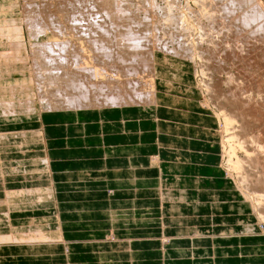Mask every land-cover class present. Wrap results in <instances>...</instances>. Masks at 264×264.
Wrapping results in <instances>:
<instances>
[{
    "label": "crops",
    "instance_id": "obj_1",
    "mask_svg": "<svg viewBox=\"0 0 264 264\" xmlns=\"http://www.w3.org/2000/svg\"><path fill=\"white\" fill-rule=\"evenodd\" d=\"M154 64L152 104L0 116V133L44 128L50 143L47 165L4 168L0 175V205L17 208L13 226L39 224L48 242L0 246V264H264L252 207L218 168L217 124L196 112L203 106L193 63L158 52ZM157 142L179 148L181 159L153 165ZM114 219L115 239L105 240Z\"/></svg>",
    "mask_w": 264,
    "mask_h": 264
},
{
    "label": "bare ground",
    "instance_id": "obj_2",
    "mask_svg": "<svg viewBox=\"0 0 264 264\" xmlns=\"http://www.w3.org/2000/svg\"><path fill=\"white\" fill-rule=\"evenodd\" d=\"M101 1L102 0H0V116H2V115H14V116H16V115H20L23 113H26L29 115H30V113H35L37 115L38 114L41 115L42 113H45V112L46 113H48V112H59L61 110L73 111V110L88 109V108L102 109V108L107 107V106L108 107H116L117 105H120V104L122 105L126 102L131 103V102H137L139 100H140V102L144 101V103H139L140 105H144V106L147 104L154 103L155 95H156L155 94V91H156L155 80L156 79H155V74H154V65H155L154 62H155L157 53H154V54L152 53L151 54L152 57L150 56L151 62L154 65H153V69H152L153 72L151 75L152 79L151 80L147 79V81H146V79L144 81L132 79L134 74L139 73V68H138V66L134 65L136 59L134 60L133 56L131 55V54H133V53H131V51H133V50L130 51L131 54L126 53V51H128V48H130V47L134 48L135 46L136 47L138 46L137 48L145 47V49L147 50V47H148L147 41H148V38H150V37H148L146 35L148 38H145V36H143V35H145V33L149 32V30H148L149 26L146 27L145 25H147V24L144 25V23H147V21L146 22L142 21V30L141 31H138V28L141 27V26H138V24H139L138 22H137L138 24L136 25V24H128L125 21L129 25V26L127 25L128 27L126 26V28H125V29H127V31H125L124 29H121V26L119 25L120 26L119 29H121L119 31V33H120V37H122V39L120 41L119 36H117L118 35L117 34L118 21L115 22L116 19H118L116 17V15L119 12L115 13L116 11L115 10L113 11V9H114L113 7H115L116 3H114L115 2L114 0H103L102 2ZM194 1H197V0H194ZM198 2H199V0H198ZM236 2H234V3H236ZM141 3H143V2H141ZM201 3H203V2H201ZM232 3H233V1H232ZM232 3L230 4L231 6H232ZM258 3H260V1ZM137 4H138V2H137ZM212 4H210V6ZM222 4H223V2H222ZM238 4H243V3L239 2ZM245 4L243 6H245ZM116 5H118V3ZM119 5H121V4H119ZM124 5H126V4L124 3ZM259 5L260 4H258V6ZM261 5H263V4L261 3ZM138 6H141V5L138 4ZM142 6H145V5H142ZM214 6L216 7V5H213L212 7H214ZM224 6H227V5H224ZM231 6H230L231 9L236 7L235 4H234L235 7L234 6L231 7ZM243 6H241V7H243ZM171 7H173V6L171 5ZM205 7H208V6L206 5V6H204V8ZM218 7H219V4H218ZM248 7L250 8V6H248ZM177 8L178 7H176V9ZM208 8H205V9L208 10ZM263 9H264V7L261 10H259V8H258V10H256L257 13H254L253 11L250 12L253 9H250V10L248 9V10H246L247 12L245 11L243 13V15L241 12L242 17L240 16L241 18L240 17L235 18L236 23L233 22L231 27L228 28V30L231 29V32L236 36L243 35L244 37H247V38H249L251 33L253 35L258 34V33L259 34L262 33L263 36H261V37L258 36V37L263 38L264 37V10ZM120 10H122V9H120ZM148 10H149V8H148ZM167 10L169 11V9H167ZM201 10H200V12H201ZM118 11H119V9H118ZM136 11H137V9H136ZM146 11H147V9H146ZM179 11H181V10H179ZM208 11H210V10H208ZM240 11H241V9H240ZM240 11H238L239 14H240ZM248 11L250 13H248ZM123 12H126V11H123ZM128 12H130V11H128ZM150 12L152 14V11H150ZM216 12H215V14H216ZM229 12H230V9L228 10V13ZM211 13H213V12L211 11ZM228 13H227V15H229L230 13H232L231 15H235L234 14L235 12L233 13V10L229 14ZM127 14H131V13H127ZM168 15H169V13H168ZM191 15H192V13H191ZM202 15L203 14H201V16ZM127 16H126V18H127ZM190 16H188V17H190ZM206 16H209V15L206 14ZM144 17L145 18H143V19H146L149 16H144ZM151 17H152V15H151ZM164 17H165V15H164ZM197 17H198V15H197ZM229 17H231V19H232L233 16L229 15ZM236 17H237V15H236ZM172 18L173 17H171V20H173ZM175 18H176V16H175ZM210 18H212V17H210ZM102 19L103 20L107 19V21H103ZM146 20H148V19H146ZM108 21H110V22L108 23ZM137 21H141V20H137ZM174 21H170V24H171V22H174ZM176 21H178V20H176ZM200 21H201V19H200ZM67 22L69 23V26H68ZM70 22L73 23L74 25L77 24V26H75L77 28H74V25L73 24L71 25ZM120 22L123 23V19ZM130 22L134 23L133 21H130ZM158 22H159V20L156 23H158ZM166 22H168V20ZM164 23H165V21H164ZM180 23H182V22H180ZM186 23L188 24L187 21H186ZM187 24H186V26H187ZM199 24H200V22H199ZM132 25H134L136 27L134 28ZM156 25L157 24H155V26ZM174 25H176V22ZM195 25H197V24H195ZM166 26H167V24H166ZM209 26H211V25H209ZM71 27L76 30V33H72L75 30L74 31L71 30ZM180 27H181V31H183L182 29H184V26L183 27L180 26ZM154 28H156V27H154ZM167 28H169V27H167ZM205 28H206V26H205ZM209 28L210 27H208V29ZM223 28L225 29V26ZM189 29L190 30L193 29L192 25L189 27ZM189 29H187V27H185L184 31L185 30L189 31ZM199 29H201V28L199 27ZM215 29L216 28H214V30ZM70 30L72 31L71 33H70ZM171 30H169V31H171ZM23 31L26 32V36H25L26 38L22 39ZM133 31H135V32H133ZM176 31H177V29H176ZM205 31H207V30H205ZM210 31H212V30L210 29ZM207 32H209V30ZM192 33H193V31H192ZM165 34H164V36H165ZM184 34H185V32H184ZM212 34H213V32H212ZM168 35H170V34H168ZM206 35H209V34L205 33V36ZM116 36L118 38L116 39L117 42L115 40L114 45H115V43H118L120 41V43H119V44H121L120 46L125 45L123 49H119L118 48L119 46L113 47V41L116 38ZM162 36L160 37L161 39H163ZM171 36H173V35H171ZM176 36H177V34H176ZM182 36H184V35H182ZM197 36H198V34H197ZM214 36L216 37V35H214ZM225 36H227V35H225ZM167 37H166V39H167ZM215 37H214V39H212V38L211 39L214 41ZM231 37H233V36H231ZM255 37H256V35H255ZM186 38H187V36H186ZM241 38L242 37H240V39ZM145 39H147V40H145ZM152 39H154V38L151 37V40ZM188 39H189V37H188ZM203 39L205 40L204 36H203ZM235 39H236V37H235ZM240 39H239V41H240ZM124 40H127V41H124ZM184 40L186 41V39H184ZM154 41H155V39H154ZM200 41H202V40L200 39ZM209 41L206 42V44L211 43V45H213L212 42L211 41L209 42ZM233 41L234 40H232V42ZM258 41H260V40L258 39ZM218 42H220V41H218ZM226 42H228V41H226ZM167 43H166V45H167ZM186 43L187 42H185V44ZM230 43H231V41H230ZM239 43L241 44V42H239ZM244 43L246 44V42H244ZM151 44H153V42H151ZM151 44H149V46ZM238 44H236V46ZM247 44L250 45V47L252 45V44H249V42ZM261 44H262V42H261ZM116 45H118V44H116ZM226 46H228V45H226ZM191 47H193V46H191ZM239 47H241V46H239ZM125 48H127V49H125ZM137 48L135 49L134 52H136ZM235 48L236 47L234 46V49ZM116 49L118 51H116ZM145 49L143 51H145ZM183 49H181L180 51H183ZM199 49H201V48H199ZM234 49L231 48V50H234ZM249 49L251 51L252 47ZM175 50H174V52H175ZM180 51L177 50L176 52L178 53ZM185 51H186V49L183 52L185 53ZM200 51H203V49ZM215 51H213V53ZM230 51H229V53H230ZM149 52H150V50H149ZM204 52H205V50H204ZM177 53L175 55H177ZM237 53H238V51H237ZM254 53H256V51ZM135 54H137V53H135ZM235 54H236V52H235ZM230 55H232V54H229L228 56H230ZM138 56H140V58H141V55H138ZM216 56H218V55L216 54ZM248 56H250V55L248 54ZM164 57H165V55H164ZM212 57L214 58V56H212ZM222 57L223 56H221V58ZM242 57H243V55H242ZM202 58H203V55H202ZM208 58H210V57L208 56ZM238 58H239V56H238ZM204 59H205V57H204ZM247 59L249 60V58H247ZM254 59H255V57H254ZM137 60H138V58H137ZM213 60H212V62H214ZM216 60H217V57H216ZM218 60H220V59H218ZM231 60H232V58H231ZM139 61H141V60H139ZM148 61H149V59H148ZM222 62H220V63L222 64ZM236 63H237V60H236ZM258 63L259 62H257V65L255 63H253V64L255 66H259ZM147 64H149V63L147 62ZM249 65H250V63H249ZM260 65H261V62H260ZM185 66H186V64H185ZM258 68H255V69H258ZM175 69H177V68H175ZM247 69H249V68H247ZM177 72H178V70H177ZM240 73L241 72H239V74ZM256 74H257V78H258V75L260 73L259 74L256 73ZM254 76H256V75H254ZM147 77H149V76H147ZM258 80H259V78H258ZM262 80H263V78H262ZM253 81H254V79H253ZM253 81L250 80V82L252 84H254ZM261 81H258V82L255 81V82L258 83V85L264 84V83H261ZM233 82L234 81H232V83ZM233 84H230V85H232V87H230V89L233 88L234 91L235 90L237 91V88L235 86H234L235 87L234 88ZM232 95L233 96L231 97V99H229L230 96H228L229 98L227 97L229 99V100H227V102L229 103L228 105L229 106L231 105L230 109L228 108L229 110L227 108L223 107L224 104H226V102L222 105V107H221V103H223V102H221L219 105L220 106L219 107L220 112L217 114L222 116L223 120H224L222 130L220 129L221 128L220 120L218 119L216 112L212 108L210 109V107L207 106L208 105L207 103H206L207 105H202L203 110H201V112H199V111H196V112L199 113V116H198L199 120H206V119L210 118L213 121L212 123L217 124V127L215 128V132L217 134V138L219 136L218 141H217L218 147H219V143L221 142L220 140H222V137L225 138L224 143H226L228 145V148L226 147L224 149V151L226 152V155L228 157L227 161H226L227 166L231 170H235L238 173L239 177H241L242 182L247 186V189L250 188L253 191L252 194L256 199L257 205H259L262 209H264V95L260 96V97H263V99H262L263 108L262 109H259V107H261V106L258 107V105L254 104L255 102L258 103L259 99L257 98L258 100L254 102V99H255L254 98L252 101V98H250V96H252V94L247 93V91L245 92L244 89H242L241 92L239 90V92H235L234 94L232 93ZM143 97H145V98H143ZM219 100H220V98H219ZM126 105H128V104H126ZM159 105H155L154 106L155 108L149 112V114H151V116H152V114L156 115V110L158 108L157 106H159ZM172 107H178V106L174 105ZM179 109H180V111H183V110L186 111L185 108H182V107H179ZM187 112L189 114H194V111L191 109H188ZM181 113L182 114H188V113H184V112H181ZM239 119H240L241 123H239ZM79 120H81V119H79ZM56 121H57V119H56ZM254 131L257 133L256 135H258V134L259 135L255 136L253 134L252 136H249ZM212 132H214V131H212ZM212 135H215V134H212ZM168 136H170V135H168ZM9 142L12 143L11 146L6 145ZM158 145H159L158 150L160 152H159L158 156L154 155V157H153L154 158V160H153L154 164L153 165L159 166V165H157V163H158V160L160 158L167 159V160H172V159L173 160H176V159L180 160L181 159V157H182L181 153H183V151L178 150L179 148L178 149L175 148V150L174 149L170 150V149H167L164 146H162V144L160 142L158 143ZM175 145H173V146H175ZM49 146H50V143H49V140L46 138V132H45L44 128H38L35 130H31V131H16V132H11V133H9V132L8 133H6V132L0 133V175L2 176L4 174V170H3L4 168L7 169L10 167L27 166V165H32V164H36V163H38V164H46V162L48 163L50 161V157H48L49 153H47L48 149L50 148ZM237 148L242 149L241 150V152H243L242 157L237 154V151L239 150V149L237 150ZM219 149H220V147H219ZM84 152L86 153V151H84ZM220 152H221V150H220ZM200 154H198V155L200 156ZM79 155H80V153H79ZM189 155L192 156L194 154L189 153ZM195 158H198V157H195ZM218 158L219 157H217V160H218ZM214 162H216V161H214ZM9 164H11V165H9ZM217 165L219 168L221 164H219V162H218ZM220 168H222V167H220ZM49 169L50 168H48V170ZM10 171H12V170H10ZM74 172H76V171L74 170ZM247 172H249V173L247 174ZM245 173H246V175H245ZM74 175H76V174H74ZM67 176L68 175H66V177ZM226 177H227V175H226ZM62 179H64V178H62ZM27 180H29V179H27ZM52 182H53V189H54V197H55V200L57 201V204H58V202L59 203L63 202V201H59L57 199V191H56L57 184L54 181H52ZM233 182L236 183V186L238 187L236 180ZM99 184H101V183H99ZM88 185H90V184H88ZM79 186H80V184H79ZM88 189H90V188H88ZM92 189L93 188H91V190ZM48 193L51 196L53 192H52V190H50V191H48ZM109 193H110V191H109ZM89 196H91V195L89 194ZM63 200H64V197H63ZM90 200H92V199H90ZM34 207L35 206L30 207L29 209H33ZM73 207H75V206H73ZM80 207H81V204H80ZM16 209L17 208H13L10 205V202H8V201L6 204L0 205V245L5 244L8 246L10 244L13 246L14 245H17V246H20V245H22V246H34L35 243L36 244L38 243L41 245L44 243H47L48 241L45 240L47 238H45V236L43 234L44 232L41 231L42 230L41 225L35 224V223H33L32 225L29 224V226L25 225V226H22V229H24V230H20V229L18 230L17 227L13 226L15 224L14 221H16V219L11 216V213H12L11 211L16 210ZM98 209H100V208H98ZM127 210L128 209H122L121 211L128 212ZM119 212H120V210H119ZM263 213H264V211H263ZM263 213H261V215L264 216ZM66 214H70V213L66 212ZM257 216H256V218H259V214H257ZM75 217L76 216H74V218ZM92 218H94V217H92ZM87 219H89V218H87ZM61 221H63V220H61ZM70 221H71V219H70ZM83 221H82V223H84ZM91 221H93V220H91ZM65 222H66V220H65ZM97 222H95V223L97 224ZM92 223H94V222H92ZM117 223H120V221H117L115 219L111 220V222L108 223L111 225V227L108 228V231L106 232V234L104 236L105 240L108 237L111 239H115L116 235L114 233L116 230L114 228V225ZM258 223H260V220L258 221ZM65 224H67V223H65ZM108 224H106V225H108ZM255 227H256V225H255ZM257 227L261 228L262 225L260 227V224H259V226L257 225ZM59 228L61 229V232L63 233L64 227L62 228V225H60L58 227V229ZM110 230H112V233H110ZM192 230L193 229H191V231ZM86 231H88V229ZM89 231H91V230H89ZM97 231H99V230H97ZM194 232L196 233V231H194ZM245 232H247V231H245ZM19 233H22V234H19ZM261 233L260 234L263 236L264 235V229L262 230ZM52 236L56 237L57 234L53 233ZM58 237H60V236H58ZM61 239H62V237H61ZM61 239H55L54 241L55 242H62L63 239L62 240ZM97 240H98V238H97ZM5 245L3 247H5ZM59 248H61V247L59 246ZM1 249H2V247H1ZM67 252H68V248H67ZM248 260H250V259H248Z\"/></svg>",
    "mask_w": 264,
    "mask_h": 264
},
{
    "label": "rangeland",
    "instance_id": "obj_3",
    "mask_svg": "<svg viewBox=\"0 0 264 264\" xmlns=\"http://www.w3.org/2000/svg\"><path fill=\"white\" fill-rule=\"evenodd\" d=\"M103 1V0H102ZM101 1V2H102ZM115 2L114 3H118V5H116L115 4V7H113L114 9H113V11L115 10L116 12L115 13H118L117 15H116V17L118 18V19H116V21L115 22H117L118 21V24H117V26H118V31H117V36H119V38H120V41H121V39H122V37H120V33H119V31L121 30V29H124L125 31H127V29H125L126 28V26L128 25V24H138V26H141V27H139L138 28V31H141L142 30V21L143 22H146L147 21V23H144V25L145 24H147V25H145L146 27L147 26H149L148 27V30H149V32H147V33H145V35H143V36H145V38H148V37H150V38H148V47H147V50L145 49V47H143V48H141V47H139V48H137L136 46L133 48H128V51H126V53H128V54H131V53H133V54H131L132 56H133V58H134V60H135V63H134V65H136V66H138V68H139V73L138 74H134L133 75V77H132V79H134V80H145L146 79V81H147V79L148 80H151L152 79V72H153V63L151 62V58H150V56L152 57V53L154 54V53H158V52H163V53H166V55L168 54L169 56H172V55H175L177 52V50L178 51H180L181 49H183V51L186 49V51H185V53L183 52V51H180V52H178L177 53V55H175V56H178V57H180V58H182L183 60H185V61H190L191 63H193V69H194V78L196 79L195 80V86H196V90H197V92H199V95H200V97H201V100H200V102H201V105H207V106H209L210 107V109L212 108L215 112H216V115H217V117H218V119L220 120V126H221V130H222V126H223V124H224V120H223V117L222 116H220L219 114H217V113H219L220 112V103L221 102H223V103H221V107H222V105L226 102V104H224V108H229L230 109V106L228 105L229 103L227 102V100H229V99H231V97L233 96L232 95V93L234 94L235 92H239V90H240V92H241V90L242 89H244V91L246 92L247 91V93H251L252 94V96H250V98H252V101H253V99H254V102L255 101H257L258 99V103L257 102H255L254 104L255 105H258V107L259 106H261V107H259V109H262L263 108V101H262V99H263V97H260V96H263L264 95V84H262V85H258V83H256L255 81H261L262 80V78H263V80L261 81V83H264V37L263 38H260L261 36H263V34L262 33H258V34H255L256 35V37H255V35H253L252 33L250 34V36H249V38H247V37H244L243 35H241V36H236V35H234L232 32H231V29H229L228 30V28H230L231 27V25H232V23L233 22H235L236 23V19L235 18H238V17H242V15H243V13L246 11V10H250V9H253V10H251L250 12H254V13H257V11L256 10H258V8H259V10H261L264 6V0H259L260 1V3H258L259 1L258 0H232L233 1V3L234 2H236V3H234L235 4V6H234V4L232 3V1L231 0H199V2H198V0L197 1H194V0H114ZM120 1V2H119ZM123 1V2H122ZM203 2V3H201V2ZM205 1V2H204ZM210 1V2H209ZM257 1V2H256ZM100 2V3H101ZM130 2V3H129ZM137 2H138V4L139 5H141V6H138V4H137ZM141 2H143V3H141ZM222 2H223V4H222ZM243 3V4H238V3ZM124 3L126 4V5H124ZM141 3V4H140ZM149 3V4H148ZM203 5H201V4ZM213 3V4H212ZM215 3V4H214ZM232 3V6L230 5ZM246 3V4H245ZM261 3L263 4V5H261ZM119 4H121V5H119ZM173 6V7H171V5ZM185 4V5H184ZM198 6H197V5ZM210 4H212L211 6H210ZM218 4H219V7H218ZM245 4V6H243ZM253 4V5H252ZM257 4V5H256ZM258 4H260L259 6L261 7H259L258 6ZM142 5H145V6H142ZM148 5V6H147ZM208 6V7H205V8H208V10H210V11H208V10H206L205 8H204V6ZM213 5H216V7L214 6V7H212ZM221 5V6H220ZM224 5H227V6H224ZM250 6V8L248 7V6ZM120 6V7H119ZM178 7L177 9H176V7ZM230 6L231 7H235V8H230ZM240 6V7H239ZM241 6H243V7H241ZM143 7V8H142ZM149 8V10H148V8ZM159 7V8H158ZM169 7V8H168ZM201 7V8H200ZM239 7V8H238ZM258 7V8H257ZM125 8V9H124ZM137 9V11H136V9ZM140 10H139V9ZM211 8V9H210ZM118 9H119V11H118ZM120 9H122V10H120ZM124 9V10H123ZM128 9V10H127ZM146 9H147V11H146ZM151 9V10H150ZM167 9H169V11L167 10ZM201 10V12H200V10ZM216 9V10H215ZM226 11H225V10ZM230 9V12L233 10V13L235 14V15H231L232 13H228V10ZM240 9H241V11H240ZM132 10V11H131ZM139 10V11H138ZM179 10H181V11H179ZM224 10V11H223ZM264 10V9H263ZM123 11H126V12H123ZM128 11H130V12H128ZM150 11H152V14H151V12ZM171 11V12H170ZM180 13H179V12ZM211 11L213 12V13H211ZM217 11V12H216ZM238 11H240V14H239V12ZM148 14H147V13ZM166 12V13H165ZM207 12V13H206ZM211 14H210V13ZM215 12H216V14H215ZM230 15V16H233L232 17V19H231V17H229V15H227V13ZM241 12H242V15H241ZM247 12V11H246ZM249 11H248V13H250ZM125 15H124V14ZM127 13H131V14H127ZM138 13V14H137ZM168 13H169V15H168ZM182 13V14H181ZM191 13H192V15H191ZM237 13V14H236ZM128 16H127V15ZM167 14V15H166ZM172 14V15H171ZM177 14V15H176ZM181 14V15H180ZM201 14H203L202 16H201ZM206 14L207 15H209V16H206ZM215 14V15H214ZM222 14V15H221ZM247 14V13H246ZM151 15H152V17H151ZM154 15V16H153ZM164 15H165V17H164ZM185 17H183V16ZM191 15V16H190ZM197 15H198V17H197ZM226 15V16H225ZM236 15H237V17H236ZM125 16V17H124ZM126 16H127V18H126ZM132 16V17H131ZM144 16H149L148 18H146V19H148V20H146V19H143V18H145ZM163 16V17H162ZM175 16H176V18H175ZM188 16H190V17H188ZM207 18H206V17ZM224 16V17H223ZM229 18H228V17ZM161 17V18H160ZM167 17V18H166ZM170 17V18H169ZM171 17H173L172 19L173 20H171ZM183 17V18H182ZM210 17H212V18H210ZM223 17V18H222ZM227 17V18H226ZM240 17V18H241ZM132 18V19H131ZM179 18V19H178ZM201 19V21H200V19ZM210 18V19H209ZM123 19V23L122 22H120L121 20ZM153 22H151L150 20ZM157 19V20H156ZM168 20V22H166L167 20ZM170 19V20H169ZM188 19V20H187ZM192 19V20H191ZM227 19V20H226ZM229 19V20H228ZM103 20V19H102ZM120 20V21H119ZM137 20H141V21H137ZM159 20V24L158 23H156L157 21ZM175 20V21H174ZM176 20H178V21H176ZM181 20V21H180ZM188 22V24L186 23V21ZM192 22H191V21ZM103 21H107V19L105 20H103ZM128 23H126V22ZM129 21V22H128ZM130 21H133L134 23H132V22H130ZM164 21H165V23L167 24V26H166V24L164 23ZM170 21H174V22H171V24H170ZM185 21V22H184ZM211 21V22H210ZM215 21V22H214ZM228 21V22H227ZM110 21H108V23H109ZM138 22V23H137ZM151 22V23H150ZM175 22H176V25H174L175 24ZM180 22H182V23H180ZM199 22H200V24H199ZM209 22V23H208ZM126 23V24H125ZM141 23V24H140ZM157 24L156 26H155V24ZM171 25H169V24ZM191 23V24H190ZM229 23V24H228ZM67 24H68V26H69V23L67 22ZM70 24L72 25L73 23H71L70 22ZM153 24V25H152ZM165 24V25H164ZM184 24V25H183ZM186 24H187V26H186ZM194 24V25H193ZM195 24H197V25H195ZM228 24V25H227ZM74 25V24H73ZM121 26V29H119L120 28V26ZM192 25V30H190L189 29V27ZM209 25H211V26H209ZM223 25V26H222ZM75 26H77V24H75L74 25V28H77V27H75ZM129 26V25H128ZM127 26V27H128ZM134 28L136 27V26H134V25H132ZM131 26V27H132ZM162 26V27H161ZM178 26V27H177ZM180 26H184V29H185V27H187V29H189V31L188 30H185L184 31V29H182L183 31H181V27ZM194 26V27H193ZM205 26H206V28H205ZM219 26V27H218ZM225 26V29L227 30H225L223 27ZM73 27V26H72ZM71 27V30H75L74 28H72ZM154 27H156V28H154ZM167 27H169V28H167ZM174 27V28H173ZM199 27L202 29H199ZM208 27H210L209 29H208ZM70 28V27H69ZM162 28V29H161ZM180 28V29H179ZM195 28V29H194ZM214 28H216L215 30H214ZM151 29V30H150ZM172 29V30H171ZM175 29V30H174ZM176 29H177V31H176ZM210 29L212 30V31H210ZM218 29V30H217ZM70 30V33L72 32ZM157 30V31H156ZM160 30V31H159ZM169 30H171V31H169ZM179 30V31H178ZM205 30H209V32H207V31H205ZM224 30V31H223ZM192 31H193V33H192ZM223 33H222V32ZM133 32H135V31H133ZM170 32V33H169ZM173 32V33H172ZM176 32V33H175ZM180 32V33H179ZM184 32H185V34H184ZM197 32V33H196ZM212 32H213V34L214 35H216V37L212 34ZM72 33H76V30L74 31V32H72ZM144 33V32H143ZM157 35H156V34ZM166 33H168V34H170V35H166L165 34V36H164V34ZM205 33L206 34H209V35H206L205 36ZM211 33V34H210ZM218 33V34H217ZM222 33V34H221ZM228 33V34H227ZM232 33V34H231ZM152 34V35H151ZM176 34H177V36H176ZM189 34V35H188ZM194 34V35H193ZM197 34H198V36H197ZM201 34V35H200ZM148 37H147V36ZM163 35V36H162ZM171 35H173V36H171ZM182 35H186L187 36V38H186V36L184 37V36H182ZM213 37H212V36ZM224 35V36H223ZM225 35H227V36H225ZM26 36V32L25 31H23V33H22V39L23 38H26L25 37ZM116 36V38L114 39V41H113V47H118L119 49H123L124 48V46L125 45H123V46H120L121 44H119L120 43V41L118 42V43H115V45H114V42H115V40L118 38ZM163 37V39H161L160 37ZM168 36V37H167ZM203 36H204V38H205V40L203 39ZM231 36H233V37H231ZM258 36H260V37H258ZM151 37L152 38H154L155 39V41H154V39H152L151 40ZM158 39H156V38ZM166 37H167V39H166ZM188 37H189V39H188ZM200 37V38H199ZM209 39H208V38ZM214 37H215V40L213 41L212 39H214ZM235 37H236V39H235ZM240 37H242L241 39H240ZM171 38V39H170ZM177 38V39H176ZM192 38V39H191ZM207 38V39H206ZM212 38V39H211ZM231 38V39H230ZM244 38V39H243ZM247 38V39H246ZM256 38V39H255ZM150 39V40H149ZM165 39V40H164ZM174 39V40H173ZM180 39V40H179ZM184 39H186V41L184 40ZM200 39L202 40V41H200ZM212 41H211V40ZM221 39V40H220ZM239 39H240V41H239ZM258 39L260 40V41H258ZM145 40H147V39H145ZM157 40V41H156ZM169 40V41H168ZM211 41L212 42V44L213 45H211V43H208V44H206V42H208V41ZM228 41V42H226V41ZM232 40H234L233 42H232ZM242 40V41H241ZM124 41H127V40H124ZM153 42V44H151V42ZM190 41V42H189ZM197 41V42H196ZM209 41V42H210ZM218 41H220V42H218ZM230 41H231V43H230ZM246 42V44L244 43V42ZM249 42V44H252L251 45V47H252V49H251V51H250V49L249 48H251L250 47V45H248L247 43ZM259 43H258V42ZM116 42H117V40H116ZM168 42V43H167ZM185 42H187L186 44H185ZM196 42V43H195ZM235 42V43H234ZM239 42H241V44L239 43ZM261 42H262V44H261ZM166 43H167V45H166ZM184 43V44H183ZM195 43V44H194ZM227 43V44H226ZM234 43V44H233ZM240 45H239V44ZM116 44H118V45H116ZM149 44H151L150 46H149ZM155 44V45H154ZM190 44V45H189ZM192 44V45H191ZM217 44V45H216ZM236 44H238L237 46H236ZM199 45V46H198ZM201 45V46H200ZM226 45H228V46H226ZM256 47H255V46ZM144 46V45H143ZM157 46V47H156ZM186 46V47H185ZM191 46H193V47H191ZM209 46V47H208ZM214 46V47H213ZM226 46V47H225ZM234 46L237 48H235L234 49ZM239 46H241V47H239ZM249 46V47H248ZM262 46V47H261ZM191 47V48H190ZM244 47V48H243ZM137 48V50H136V52H134L135 51V49ZM181 48V49H180ZM199 48H201V49H199ZM231 48H233L234 50H231ZM247 48V49H246ZM125 49H127V48H125ZM130 49V50H129ZM145 49V51H143ZM176 49V50H175ZM189 49V50H188ZM199 49V50H198ZM203 49V51H200V50H202ZM217 49V50H216ZM239 49V50H238ZM131 50H133V51H131ZM149 50H150V52H149ZM152 50V51H151ZM174 50H175V52H174ZM204 50H205V52H204ZM208 50V51H207ZM216 50V51H215ZM231 50V51H230ZM254 50V51H253ZM116 51H118L117 49H116ZM130 51H131V53H130ZM207 51V52H206ZM213 51H215L214 53H213ZM229 51H230V53H229ZM234 51V52H233ZM237 51H238V53H237ZM243 51V52H242ZM253 51V52H252ZM256 51V53H254ZM226 52V53H225ZM235 52H236V54H235ZM240 52V53H239ZM135 53H137V54H135ZM193 53V54H192ZM196 53V54H195ZM211 53V54H210ZM219 53V54H218ZM244 53V54H243ZM251 53V54H250ZM254 53V54H253ZM205 54V55H204ZM215 54V55H214ZM216 54L218 55V56H216ZM229 54H232V55H230V56H228ZM238 54V55H237ZM247 54V55H246ZM248 54L251 56H248ZM138 55H141V58H140V56H138ZM202 55H203V58H202ZM211 55V56H210ZM223 56L222 58H221V56ZM236 57H235V56ZM241 55V56H240ZM242 55H243V57H242ZM246 55V56H245ZM136 58H135V57ZM198 56V57H197ZM201 56V57H200ZM208 56L210 57V58H208ZM212 56H214V58L212 57ZM228 56V57H227ZM238 56H239V58H238ZM255 57V59H254V57ZM204 57H205V59H204ZM216 57H217V60H216ZM245 57V58H244ZM137 58H138V60H137ZM143 58V59H142ZM201 58V59H200ZM231 58H232V60H231ZM237 58V59H236ZM247 58H249V60L247 59ZM257 58V59H256ZM148 59H149V61H148ZM200 59V60H199ZM214 59V60H213ZM218 59H220V60H218ZM225 61H224V60ZM228 59V60H227ZM234 59V60H233ZM237 60V63H236V60ZM245 59V60H244ZM247 59V60H246ZM139 60H141V61H139ZM212 60L214 61V62H212ZM252 60V61H251ZM255 60V61H254ZM258 60V61H257ZM262 60V61H261ZM138 61V62H137ZM211 61V62H210ZM219 61V62H218ZM223 61V62H222ZM254 61V62H253ZM142 64H141V63ZM147 62L149 63V64H147ZM206 62V63H205ZM217 62V63H216ZM220 62H222V64L220 63ZM239 62V63H238ZM241 62V63H240ZM255 63L256 65H257V62H259L258 63V65L259 66H255L253 63ZM260 62H261V65H260ZM263 62V63H262ZM137 63V64H136ZM145 63V64H144ZM231 63V64H230ZM249 63H250V65H249ZM144 64V65H143ZM195 64V65H194ZM208 64V65H207ZM143 65V66H142ZM148 65V66H147ZM220 65V66H219ZM237 65V66H236ZM245 67H244V66ZM263 65V66H262ZM151 66V67H150ZM214 66V67H213ZM219 67V68H218ZM235 67V68H234ZM243 67V68H242ZM254 69H253V68ZM259 67V68H258ZM247 68H249V69H247ZM255 68H258V69H255ZM145 69V70H144ZM207 69V70H206ZM240 69V70H239ZM243 69V70H242ZM246 69V70H245ZM262 69V70H261ZM251 70V71H250ZM256 70V71H255ZM220 71V72H219ZM245 71V72H244ZM247 71V72H246ZM255 73H254V72ZM258 71V72H257ZM230 72V73H229ZM239 72H241L240 74H239ZM253 72V73H252ZM229 73V74H228ZM256 73H260L259 75H258V78H259V80H258V78H257V74ZM262 73V74H261ZM245 74V75H244ZM256 75V76H254V75ZM147 76H149V77H147ZM140 79H139V78ZM147 77V78H146ZM243 77V78H242ZM220 78V79H219ZM235 80H234V79ZM254 79V81H253V79ZM238 79V80H237ZM250 80L251 81H253V83L255 84H252L251 82H250ZM231 81V82H230ZM232 81H234L233 83H232ZM219 82V83H218ZM241 82V83H240ZM250 82V83H249ZM217 83V84H216ZM230 84H233V87L235 86L236 88H237V91L235 90L234 91V89L232 88V89H230V87H232V85H230ZM237 84V85H236ZM214 86V87H213ZM234 87V88H235ZM251 87V88H250ZM222 88V89H221ZM255 88V89H254ZM249 89V90H248ZM231 90V91H230ZM262 90V91H261ZM221 91V92H220ZM218 92V93H217ZM243 92V91H242ZM222 95H221V94ZM227 94V95H226ZM216 95V96H215ZM219 96V97H218ZM228 96H230V98L228 97ZM218 97V98H217ZM229 99H228V98ZM143 98H145V97H143ZM219 98H220V100H219ZM258 98V99H257ZM261 98V99H260ZM251 101V102H252ZM131 103H133V104H139V103H144V101L143 102H140V100L139 101H137V102H131ZM130 102H126V103H124V104H131ZM207 103V104H206ZM253 104V103H252ZM121 105V104H120ZM226 106V107H225ZM228 109V110H229ZM239 123H241V121H240V119H239ZM222 124V125H221ZM220 130V131H221ZM221 134V133H220ZM237 134V133H236ZM255 135V136H258V135H256L257 133L254 131V132H252V134L251 135H249V136H252V135ZM223 135V134H222ZM225 135V134H224ZM224 137H222V140H220L221 142L219 143V147H220V150H221V152H220V154H219V158H218V162H219V164H221L220 165V167H222L221 169H222V171L224 172V174H225V177H226V175H227V177L232 181V183H234L233 181H235L236 180V182H237V184H238V187L236 186V183H234V187L238 190V191H240V193L242 194V197H243V199H244V201L247 203V205H251V207H252V209H251V211L253 210V213H252V215H251V217H253V220L252 221H254V223L255 224H258V226H259V224H260V227H261V225H262V227L261 228H257V229H254L253 231L254 232H258V233H261L262 232V230L264 229V216L263 215H261V213H263V211H264V209H262L259 205H257V202H256V199H255V197L253 196V194H252V190L250 189V188H248L247 189V186L242 182V180H241V177H239V175H238V173L235 171V170H231L228 166H227V163H226V161H227V155H226V152L224 151V149L227 147L228 148V145L226 144V143H224ZM242 140V139H241ZM224 144V145H223ZM6 145H9V146H11L12 145V143L11 142H9L8 144H6ZM223 145V146H222ZM239 149V150H238ZM237 154L238 155H240L241 157H242V155H243V152H241V150L242 149H240V148H237ZM222 154V155H221ZM23 159V158H22ZM25 159V158H24ZM18 161V160H17ZM9 165H11V164H9ZM4 170V169H3ZM249 172H247V174H248ZM245 175H246V173H245ZM240 187V188H239ZM241 189V190H240ZM248 194V195H247ZM252 195V196H251ZM251 196V197H250ZM257 214H259V218H256V216H257ZM264 214V213H263ZM250 217V218H251ZM258 217V216H257ZM260 220V223H258V221ZM256 221V222H255ZM262 234V233H261ZM5 245V244H4ZM4 245H0V246H4Z\"/></svg>",
    "mask_w": 264,
    "mask_h": 264
}]
</instances>
